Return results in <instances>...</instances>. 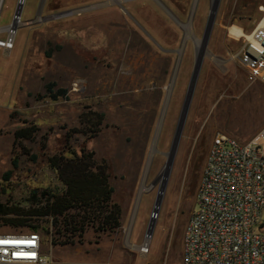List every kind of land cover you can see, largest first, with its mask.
Segmentation results:
<instances>
[{
  "label": "rangeland",
  "instance_id": "374dc122",
  "mask_svg": "<svg viewBox=\"0 0 264 264\" xmlns=\"http://www.w3.org/2000/svg\"><path fill=\"white\" fill-rule=\"evenodd\" d=\"M40 1L27 0L23 20L34 19L18 30L14 49H0V204L26 211L34 205L35 190L64 189L49 157L65 149L70 132V149L80 152L85 147L95 152L97 160L107 162L114 201L123 211L121 226L113 232L87 226L82 236L77 233L67 240L54 235L52 218L42 219L35 225L44 253L72 264L180 262L185 226L197 208L213 139L225 134L248 142L264 128V82L248 81L235 59L243 40L229 36L234 25L245 34L253 30L264 0L220 2L154 233L148 238L150 252L144 255L139 247L148 237L159 190V184L153 183L171 150L212 0H199L192 20L197 0H173L184 9L186 24L177 27L172 21L180 35H156L158 41L154 35H139L133 26L125 29V35H75L73 26L66 33L65 23L73 16L56 18L64 12L56 9L58 0L37 16ZM18 2L5 0L1 27L12 23ZM185 37L178 65L179 57L171 48L180 50ZM53 83L54 93L67 89V97L53 100L47 91ZM88 111L106 116L100 133L91 139L74 132L84 129L80 116ZM30 124L40 131L35 139L24 140L23 147L37 160L22 155L14 169L12 162L20 151L15 131ZM9 172L11 177L5 180ZM27 232L32 230L11 229L3 222L0 229L1 234Z\"/></svg>",
  "mask_w": 264,
  "mask_h": 264
},
{
  "label": "built area",
  "instance_id": "2783aa9c",
  "mask_svg": "<svg viewBox=\"0 0 264 264\" xmlns=\"http://www.w3.org/2000/svg\"><path fill=\"white\" fill-rule=\"evenodd\" d=\"M4 2L0 0V19ZM260 11L247 35L232 37L229 31L235 41L243 40L235 59L251 83L264 82V7ZM61 14L56 18L68 16ZM27 23L23 13H14L10 25L0 26V49L12 51L18 30ZM196 204L185 226L182 259L176 264H264V129L248 142L225 134L213 139ZM149 249L150 244L143 243L139 252L148 254ZM0 264L72 263L45 254L42 235L32 231L0 233Z\"/></svg>",
  "mask_w": 264,
  "mask_h": 264
},
{
  "label": "trees",
  "instance_id": "16d2710c",
  "mask_svg": "<svg viewBox=\"0 0 264 264\" xmlns=\"http://www.w3.org/2000/svg\"><path fill=\"white\" fill-rule=\"evenodd\" d=\"M54 88V83L47 86L53 100L67 97V89L54 93ZM105 118V113L102 112H83L80 122L84 129H74V132L94 138L100 133ZM39 131V127L34 124L15 131V145L20 146V151L12 162L14 169L19 167L20 156L30 155L23 147V141L35 139ZM72 138L73 135L68 132L65 149L49 157L50 167L57 172L64 189L56 192L45 189L41 193L35 190L34 205L26 211L0 204V229L3 222L4 226L11 229L30 228L38 232L39 227L35 222L52 218L54 235L68 240L77 233L82 236L87 226H92L96 232H113L120 228L123 211L114 201L115 189L110 182L111 174L107 162L97 160L95 152L85 147L80 152L70 149L69 142ZM30 156L33 161L37 160L36 154ZM11 174L12 172L7 173L5 180H9ZM53 243L58 244L56 240Z\"/></svg>",
  "mask_w": 264,
  "mask_h": 264
},
{
  "label": "crops",
  "instance_id": "0c3cea01",
  "mask_svg": "<svg viewBox=\"0 0 264 264\" xmlns=\"http://www.w3.org/2000/svg\"><path fill=\"white\" fill-rule=\"evenodd\" d=\"M51 1L52 0H45V4H42V7L40 6L37 14L39 15L44 12L46 8L50 10L52 7ZM58 1L57 10L74 11V20L65 23L67 24L65 32H69L72 28L70 26H73L75 28V35H125V29H129L133 26L134 30L138 32L139 35H154L155 39L158 41L156 35H180L176 27L172 24V21L174 23H176V21L166 12H169V14L174 15L178 19L179 23H176L177 27L186 24L184 9L173 0ZM56 9H51V11H55ZM81 9H83V11L79 13ZM123 12H126L125 16ZM70 22L73 23L70 24ZM129 33L130 31L126 32V34ZM177 51L179 50L171 48V52L176 53Z\"/></svg>",
  "mask_w": 264,
  "mask_h": 264
},
{
  "label": "water",
  "instance_id": "95a60500",
  "mask_svg": "<svg viewBox=\"0 0 264 264\" xmlns=\"http://www.w3.org/2000/svg\"><path fill=\"white\" fill-rule=\"evenodd\" d=\"M25 1L26 0H19V4H18L16 12H15L17 16H20L22 14L23 7H24L23 4ZM220 2H221V0H212L211 9H210V16H209L207 24H206L204 36H203L202 40L199 41V43L197 44V46L195 48L196 57H195L194 69H193L191 81H190L189 86H188L187 94H186V97L184 100L183 109H182V112H181V115H180V118H179V121L177 124V128H176V131L174 134L171 150L169 153H167L165 155L167 157V162H166V165L162 171L161 176L153 183V186H156L157 184H159V190H158L157 198L155 201L153 218L149 224L148 231H147V235L149 237H151L154 233L155 224H156V217L158 216V213H159L160 208L162 206V202H163V198H164V195L166 192L168 179H169L170 172H171V169H172L173 164H174L175 156H176V153H177V150H178L181 138H182V134L184 131V127L186 124L188 112H189V109H190V106H191V103L193 100V96H194V93L196 90L198 78H199V75H200V72L202 69V65H203L207 50H208V43L210 40V36L212 34V30L214 28L216 16H217V13H218V10L220 7ZM82 11H83V9H81V11L79 13H81ZM70 13H72V11H67V12L62 13L61 16H65V15H68ZM14 27H15V25H14ZM186 37L183 41L182 49L176 52L178 57H179L178 65H180V62L182 59V54L184 52L185 45L187 43ZM153 42L155 44H157L154 40H153ZM160 49L162 50L161 47H160ZM178 65H177L176 71L173 75V83L172 84H174V80L176 79V76H177Z\"/></svg>",
  "mask_w": 264,
  "mask_h": 264
},
{
  "label": "flooded vegetation",
  "instance_id": "af4514ba",
  "mask_svg": "<svg viewBox=\"0 0 264 264\" xmlns=\"http://www.w3.org/2000/svg\"><path fill=\"white\" fill-rule=\"evenodd\" d=\"M124 1H129V0H124ZM41 3V7H42V4H45V0H41L40 1ZM52 2H54V0H52L51 1V3ZM116 2H118V1H116ZM198 2H199V0H197V3L195 4V7L193 8V11H192V13H191V20L195 17V14H196V9H197V4H198ZM55 4H57V3H55ZM26 5H27V0H26ZM40 6H39V8H40ZM26 7V6H25ZM64 12H67V11H64ZM63 12V13H64ZM74 11L72 10V13H70V14H68V16H73L74 15V13H73ZM174 21H176V23H179L178 22V19L174 16V15H172V14H169V12H166ZM123 15L125 16L126 15V12H123ZM37 16H40V15H38L37 14ZM209 16H210V14H209ZM209 18V17H208ZM34 19V18H33ZM33 19H29V20H26V21H28V22H31V21H33ZM158 44V43H157ZM159 47V46H158ZM160 48V47H159ZM164 50V49H163ZM168 51H170V50H168ZM182 57H183V54H182ZM178 73V72H177Z\"/></svg>",
  "mask_w": 264,
  "mask_h": 264
},
{
  "label": "bare ground",
  "instance_id": "6f19581e",
  "mask_svg": "<svg viewBox=\"0 0 264 264\" xmlns=\"http://www.w3.org/2000/svg\"><path fill=\"white\" fill-rule=\"evenodd\" d=\"M229 31H230V36H232V37L242 36V34L247 35V34H245V32H242L238 27H231V28H229ZM148 238H149V236L147 237V239L145 240L144 243L150 244V240ZM139 250H140V247H139ZM149 252H150V250L147 253H149Z\"/></svg>",
  "mask_w": 264,
  "mask_h": 264
}]
</instances>
